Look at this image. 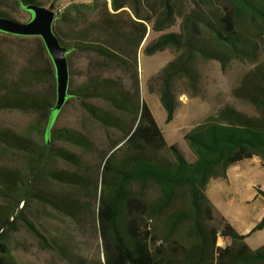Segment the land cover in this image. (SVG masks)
Masks as SVG:
<instances>
[{
  "label": "trees",
  "instance_id": "16d2710c",
  "mask_svg": "<svg viewBox=\"0 0 264 264\" xmlns=\"http://www.w3.org/2000/svg\"><path fill=\"white\" fill-rule=\"evenodd\" d=\"M15 1L24 9L39 4L36 0ZM110 9L112 12L105 4L94 31L81 32L65 45L69 54H87L94 59L78 73L80 81L69 79L68 97L80 101L104 130L118 136L105 153L98 203L105 264H264V244L250 248L204 194L208 177L225 164L228 154L234 153L238 161L264 159V62H260L264 0H110ZM0 15L11 17L3 11ZM146 24L159 33L177 27L144 48L147 56L164 50L176 54L150 78L148 86L150 92L159 87L166 123L176 112V81L197 93L200 75L196 61H217L222 71L236 63L249 66L232 96L251 105L254 114L225 104L216 120L186 133L183 139L196 156L194 162L185 159L177 143H167L141 99L137 53ZM53 32L64 45L59 32L55 28ZM37 47H43L40 41ZM112 65L126 75V81L107 73ZM44 77L35 75L40 81ZM89 99L102 106L89 103ZM22 104L47 112L46 140L52 132L54 139L75 148L91 146L77 130L51 131L58 111L45 93ZM9 143L29 153L35 151L23 139L0 131V144ZM44 150L46 146L33 153L34 167L47 160ZM63 154L55 156L67 159ZM256 191L264 198L263 189L257 187ZM60 208L73 218L72 204ZM263 225L264 215L253 231Z\"/></svg>",
  "mask_w": 264,
  "mask_h": 264
},
{
  "label": "rangeland",
  "instance_id": "374dc122",
  "mask_svg": "<svg viewBox=\"0 0 264 264\" xmlns=\"http://www.w3.org/2000/svg\"><path fill=\"white\" fill-rule=\"evenodd\" d=\"M36 1L46 8L53 5V28L63 38L64 45L81 32L94 31L104 14L105 4L111 11L110 0ZM0 11L22 23L31 17L15 0H0ZM174 31H177L176 26L162 33ZM162 33L154 32L152 25L146 24V35L137 58L141 99L160 127L166 130L169 124H165V110L157 92L159 87L150 92L148 86L150 78L176 54L170 50L144 54L146 45ZM39 41L42 48L37 47ZM67 60L70 80L73 78L76 83L80 81L78 73L86 70L94 59L91 55L74 53L68 54ZM260 62H264V49ZM195 64L200 75L196 94L178 81L174 84L177 107L173 130L176 133L166 134L169 144L179 141V132L216 120L218 110L225 104L247 115L254 114L251 105L232 96V90L240 84L249 66L236 63L222 71L214 60H198ZM107 68V73L126 81L120 69L113 65ZM38 73L45 76L44 81L35 78ZM44 93L53 106L56 103L55 71L42 40L0 33V131L28 142L35 154L46 146L44 152L48 156L43 164L34 167L33 153L14 148L11 143L0 144V264L4 257L8 258L4 264H105L98 203L105 153L118 136L104 130L82 108L80 101L68 97L51 131L77 130L88 138L91 146L85 150L75 148L54 139L52 132L46 140L47 112L22 104ZM87 101L102 106L97 100ZM182 143L187 147L183 140ZM57 153H64L67 159L56 157ZM150 193L148 189L147 194ZM68 204L74 206L73 218L60 208Z\"/></svg>",
  "mask_w": 264,
  "mask_h": 264
},
{
  "label": "crops",
  "instance_id": "0c3cea01",
  "mask_svg": "<svg viewBox=\"0 0 264 264\" xmlns=\"http://www.w3.org/2000/svg\"><path fill=\"white\" fill-rule=\"evenodd\" d=\"M157 124L164 137L166 134L176 133L173 130L175 119L170 123L165 121V124H169V129L166 130H163L165 127L162 129L158 122ZM196 128L195 126L191 130L179 132V141L175 142L188 162H194L196 156L183 137ZM257 187L264 190V159L255 157L238 161L234 153L227 155L225 164L210 174L204 186V194L217 212L244 236V241L252 249L264 244V225L261 229L253 231L264 215V198L257 194Z\"/></svg>",
  "mask_w": 264,
  "mask_h": 264
},
{
  "label": "water",
  "instance_id": "95a60500",
  "mask_svg": "<svg viewBox=\"0 0 264 264\" xmlns=\"http://www.w3.org/2000/svg\"><path fill=\"white\" fill-rule=\"evenodd\" d=\"M30 20L22 23L12 17L0 15V33L21 38H40L50 57L55 71L56 103L54 111H60L68 98L69 67L67 56L70 49L63 45L53 32L55 12L53 5L46 8L32 3L26 6Z\"/></svg>",
  "mask_w": 264,
  "mask_h": 264
}]
</instances>
